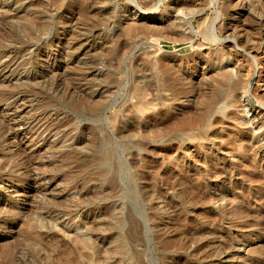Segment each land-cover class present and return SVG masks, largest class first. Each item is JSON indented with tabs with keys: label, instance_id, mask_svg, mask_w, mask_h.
<instances>
[{
	"label": "rangeland",
	"instance_id": "rangeland-1",
	"mask_svg": "<svg viewBox=\"0 0 264 264\" xmlns=\"http://www.w3.org/2000/svg\"><path fill=\"white\" fill-rule=\"evenodd\" d=\"M0 264H264V0H0Z\"/></svg>",
	"mask_w": 264,
	"mask_h": 264
},
{
	"label": "bare ground",
	"instance_id": "bare-ground-1",
	"mask_svg": "<svg viewBox=\"0 0 264 264\" xmlns=\"http://www.w3.org/2000/svg\"><path fill=\"white\" fill-rule=\"evenodd\" d=\"M161 1H163V0H161ZM214 1V0H213ZM157 24L158 23H156V24H153V25H150V24H143V25H134L132 28H131V30L133 29V28H139V27H142V28H144V27H151V28H153V30L154 31H157L158 30V28H160V27H158L157 26ZM158 25H160L161 26V24H158ZM139 26V27H138ZM107 29V28H106ZM128 31H130V29L128 28ZM159 32V31H158ZM171 32V31H170ZM160 33V32H159ZM162 35V34H161ZM164 35V34H163ZM92 37V36H91ZM179 37V36H178ZM182 37V36H181ZM80 40H81V38H80ZM173 41H174V39H173ZM80 43H81V41H80ZM92 43H93V41H92ZM87 46V45H86ZM88 47V46H87ZM72 49V48H71ZM92 49V48H91ZM75 51V50H74ZM73 51V52H74ZM70 55V54H69ZM74 56V55H73ZM75 56H77V55H75ZM83 56V55H82ZM78 57V56H77ZM76 60V59H75ZM71 62V61H70ZM83 64V63H82ZM82 66H84V65H82ZM81 68V67H80ZM89 70V69H88ZM91 70V69H90ZM93 70V69H92ZM95 70V69H94ZM95 72H93V74H94ZM91 74V73H90Z\"/></svg>",
	"mask_w": 264,
	"mask_h": 264
}]
</instances>
